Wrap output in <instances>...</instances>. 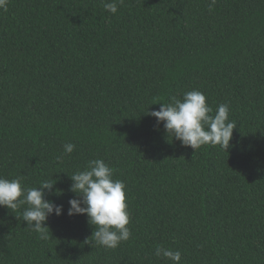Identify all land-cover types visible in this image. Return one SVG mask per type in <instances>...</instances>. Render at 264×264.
Instances as JSON below:
<instances>
[{
	"label": "trees",
	"instance_id": "1",
	"mask_svg": "<svg viewBox=\"0 0 264 264\" xmlns=\"http://www.w3.org/2000/svg\"><path fill=\"white\" fill-rule=\"evenodd\" d=\"M108 2V0H104ZM10 0L0 11V177L56 181L41 240L0 207V264H264V0ZM199 90L230 106V146L194 152L147 112ZM155 103V104H154ZM74 151L58 161L63 145ZM126 186L132 236L93 246L68 216L69 176L91 159ZM69 175V176H68Z\"/></svg>",
	"mask_w": 264,
	"mask_h": 264
},
{
	"label": "clouds",
	"instance_id": "2",
	"mask_svg": "<svg viewBox=\"0 0 264 264\" xmlns=\"http://www.w3.org/2000/svg\"><path fill=\"white\" fill-rule=\"evenodd\" d=\"M10 0H0V11L7 12ZM103 2L104 9L115 15L118 4L123 0ZM217 0H209L208 10L212 11ZM160 103L159 110L147 112L155 118L156 125L163 123L168 136L175 138L181 146L190 147L194 152L202 146H220L226 152L230 146L235 121L229 120L230 106L219 104L215 113L206 102V96L199 90L186 91L182 97H169ZM155 104V103H154ZM75 149L71 142L63 145V154L57 160H63ZM114 168L103 159H91L83 170L74 172L70 177L72 183L69 191L79 198L68 201L67 215H86L87 222L94 226L91 239L93 246L116 249L122 242L128 241L132 232L128 227L130 214L126 203V186L122 180L114 179ZM23 177L14 179L0 177V207L16 211L22 206L23 211L17 219L26 222V228L37 234L41 240L49 239L46 221L51 215L64 214L63 205L46 199L48 194L60 195L54 189L56 181L42 180L38 187H24ZM153 255L170 264H181V252L157 245Z\"/></svg>",
	"mask_w": 264,
	"mask_h": 264
}]
</instances>
